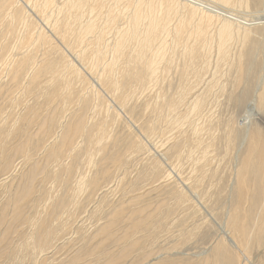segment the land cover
<instances>
[{
	"label": "bare ground",
	"instance_id": "1",
	"mask_svg": "<svg viewBox=\"0 0 264 264\" xmlns=\"http://www.w3.org/2000/svg\"><path fill=\"white\" fill-rule=\"evenodd\" d=\"M252 1L262 5L264 0H0V48L2 54L9 56L4 63L6 64L4 71L10 70L14 84H18L22 77L29 76L30 88L24 91L36 92L40 98H44L43 110L60 99L61 116L62 114L64 116L71 106L80 104L79 106L82 105L80 112H83V116L87 112L88 117L91 116H89L91 107L92 119L97 122L89 129V124L85 123L84 118L80 116L78 121L73 122L74 124L65 125L64 136L62 134L60 141L57 139L59 143L51 150L49 158L59 162L68 153L76 151L75 156L78 157L82 148L79 146L77 150L75 143L78 137H84L90 146L89 149H85L86 163L88 166L95 164L93 160L96 151H102V143L107 136L105 141H108L111 136L108 121L114 119L116 110L112 108L118 104L121 106L119 108L123 107L122 109L126 112L127 109L134 112L141 108V114H139L142 125L137 129L141 134L142 142L138 139V142L134 140L129 148L131 151L124 155H108L109 164L107 165H111L113 169L115 167L117 170L115 173L129 165L131 155L138 156L141 151L145 154L150 141H159L160 148L165 151L163 155L170 169L180 176L184 170H189L190 184L186 186H191V189L198 191L201 189L202 198L199 201L201 204H206L214 203L213 197L219 198L223 195L224 190L218 188L224 182L222 174L233 161L237 162L236 167L234 166L235 201L230 214L228 212L229 227L226 225L233 241L229 248L235 252L233 251L234 254L231 255L227 254L225 248H228V242L223 238V242L218 245L214 254L211 257L207 255L209 258L205 260L206 264H252V255L264 248V83L255 104L254 118L251 119L250 125H245L243 135L239 133L241 123L239 124L236 117L238 106L250 99L248 92L243 91L244 93L237 95V91L243 85L246 75L257 79L258 56L264 48V28L253 32L248 27L251 21L249 18L257 15L250 12ZM238 15L246 17L245 22L239 21ZM16 53L21 56H15ZM38 58L42 61L40 62ZM1 72L5 74L0 71V75ZM46 75L51 79L43 84L42 79ZM87 76L97 82V85L90 81L88 83L90 78ZM229 80L233 85L230 91H228ZM27 85L26 88H28ZM32 85L34 89L31 88ZM82 87L84 92H88L79 95ZM20 91L17 93L21 94ZM101 91L106 95L108 93L112 102L117 104L110 107L107 104L109 102L105 103V97H103L105 94L102 96ZM146 94H150V97L145 98L143 104H138L139 99ZM12 98L14 100V97ZM14 104L15 102L13 106ZM3 116L4 110L0 107V126L7 122L6 117L3 118ZM40 117L41 110H37V116L34 119L24 121H28L27 125L31 127L37 125V121L42 119ZM51 117V122L43 123L42 120L38 132L40 138L35 145L27 130L20 131L18 134L14 130L15 127L13 131H5L1 139L3 147L0 149V156L2 155L3 158L0 157V159L3 161H0V173L10 170L15 156L22 154L27 161H30L33 154L43 148L50 139L53 140L56 130L62 125L55 116ZM103 117L104 123H101ZM22 136H28V138L21 147L8 148L7 145L11 141ZM54 141H56L55 138ZM244 148L245 153L239 158L240 150ZM150 150L147 149L148 155L146 154L143 169L146 172V179L153 175L156 177L153 179L157 180L161 174L158 169L160 163L147 162L151 160ZM69 157L72 156L69 155ZM71 168L73 169V167H67L68 170ZM165 171L167 176L164 178H174L171 172ZM60 174L57 171L54 175L59 187L63 183L59 178ZM107 174L111 172L107 171L103 178H106ZM87 179L82 177L76 182V189H73V193L71 192L72 201L69 205L65 202V196L63 198L62 193L54 195L53 192L47 191L40 198H35L33 190L35 178L30 179V183L21 190L15 201L20 200L25 205H30L36 212L33 215L32 210V216L24 222L35 231L32 232L30 229L32 233L25 237L21 247L20 244L18 245L20 249H17L18 247L14 249L15 245L12 252L4 253L3 257L10 259L9 264L15 263L14 261L16 264L17 262L25 264L22 261L35 260L38 255L40 258V255L49 250L53 244L64 240L61 234L65 233V216L74 218L83 203L82 195L84 196L85 191L93 187L87 198L89 200L93 190L95 192L97 190L98 180L90 178L91 181L88 182L89 179ZM125 179L126 177H123L120 182H124ZM181 181L183 182L184 179ZM135 190L133 186L128 193L132 196ZM174 193V195L170 194V197H174V204L180 210L181 206L191 201L182 191ZM153 204L157 203L153 202ZM55 205L57 209H60V213L42 217L41 211L48 213L51 206L54 209ZM153 206L155 209L158 205ZM16 207L12 211L16 218L14 220L17 222L23 219L24 213L20 211V207ZM71 208L74 209V213ZM162 208L163 206L158 208L154 216L151 212V216L155 218L151 222L148 221L147 229L151 238L146 242L137 239V234L143 230L140 226L132 224L133 231L125 234L128 245L133 247L143 246L146 243L155 245L161 235L171 232L170 224L177 226L181 223L179 218V220L173 218L175 215L172 216V208L165 210ZM125 210L120 212L114 210L108 225L120 224L124 215H129L128 219L134 222L139 214L143 216L146 209L141 211L134 209L130 213ZM7 212L8 209L4 210L3 215ZM55 222L57 225L53 227ZM24 227L27 228V226ZM188 233L186 230L183 231L182 240L188 236ZM20 251L23 253L22 259L18 257ZM91 253L86 255L89 257L94 255V252ZM119 254L120 257L115 261L125 260L130 256L125 251H120ZM145 257L147 260L150 256ZM43 258L46 257L43 255ZM80 259V257L76 258L78 264L81 262ZM96 264H100V261ZM259 264H264V258L260 259Z\"/></svg>",
	"mask_w": 264,
	"mask_h": 264
},
{
	"label": "rangeland",
	"instance_id": "2",
	"mask_svg": "<svg viewBox=\"0 0 264 264\" xmlns=\"http://www.w3.org/2000/svg\"><path fill=\"white\" fill-rule=\"evenodd\" d=\"M249 9H250V12L252 14H255V13L257 14L255 17H253V18H257V19L254 20L253 18H249V19H251V21H249L248 27L253 32H256L260 28H264V1H263L262 5L255 4L254 1H252L251 7ZM237 19L239 21L245 22L246 17H244L242 15H238ZM18 54L19 53H16L15 56L16 55L21 56V54L20 55H18ZM258 57H259V62H258L259 70L256 72L257 73V79L256 80H255V78L252 79L251 76L246 75V77L243 81V85L237 91V95H240L244 92H248L249 98H250L248 102H242V104L238 106V109H236L237 121L239 122V124L241 123L239 133L242 135L245 131L244 130L245 125H250L251 119L254 118L253 112L255 109V104L257 102V98H258L259 94L261 93L263 83H264V76H263L264 75V48L262 50V53ZM7 58L9 59L8 54H5V55L2 54V49L0 48V60H1L0 66H2V68H0V71L5 72V74L1 72V75L2 74L3 75L2 76L0 75V79H1V81H0V84H1L0 85V107H1V109L4 110L3 118L6 117L7 122H8V123L6 122V124H3L0 126V129H1V132H0V149L3 147L1 139L5 135V131L6 132L8 130L13 131L14 127H15L14 130L17 134L20 133V131H26L27 130L26 132H28L29 135L32 137L33 144L35 145V142H37L40 138L38 136V132H39V129L41 128L40 125H42V120H43V123L45 121L51 122L50 121V120H52L51 116H55L56 119L58 120V122L61 123L62 126H60L56 130V134L54 135L55 137L53 136V140L55 138L56 141L53 142V140L50 139V141L47 142L43 146V148H41L39 151H37L35 154H33L30 161H27L25 159V156L22 154L15 156L12 160V166H11L10 170L6 173H0V256H1L0 263L5 264L8 261L7 263L9 264L10 259L8 260V258H4L3 257L4 253H6L7 251L12 252L15 245L16 246L14 249H16L17 247H18L17 249H20L22 242H24V240H25V237L27 235H29L30 233L35 231V230H32L28 226V224L24 223V222L27 220L28 217L32 216V214L33 215L36 214V212L34 211L33 208L30 207V205H25L20 200L17 202L15 201V199L17 198L16 196L21 192V190L26 185H28L30 183V179L32 180L33 178H35V182L33 185L35 198H37V199L40 198L41 196L45 195V193L47 191L53 192L54 195H57L58 193H62L61 195H63V198L65 196V200H66L65 202H67L68 205L72 201L71 195L73 193V189H76V187H75L76 182H78L79 179H82V177H83V179L88 178L89 179V180L87 179L88 182H90L93 178H96L98 180V187L96 188L97 189L96 192L93 190L92 197L89 198V200H87V198H88L89 194H91L93 187H91V189L89 188L90 190H87V192L85 191V194L83 193L84 194V196L82 195L83 203L81 204L80 208L77 211V215L74 218L69 217V215L65 216V233L61 234V237L64 240H60L61 243H59V241H58L59 244L56 242L57 244L56 243L53 244V246L49 250H47L44 254H41L40 255L41 260H40V258H38L39 257V255H38V257L35 259L36 261L35 260H26L24 262L22 261V263L27 264V262H28V264H30V262H31V264H39L42 261L41 264H47V263L49 264V262H50V264L52 262H54V264H61V263L64 264L66 262H67L66 264H78L79 262L76 261V258L80 257L81 258L80 264H83V262H84V264H88V262H89V264H96L99 261H100V264H113V263H115V264H184L183 262H185V264H200V263L206 264L205 260L207 261V258H209L208 256L210 255V257H211V255L214 254L218 245L221 242H223V238L227 239L226 240L228 242L227 247L228 248L231 247V245H232L231 243L233 241L230 238V235L228 233L229 230L227 229L226 225L228 226V220L227 219H228V216H229V214L233 208V204L235 201L234 166L236 167L237 162L234 163V161H233L232 165L230 167H228L225 170V172L222 174V176L224 177V182H222V184L219 185L218 188H222L224 190L223 195H221L219 198L216 196L213 197L212 202H214V203H206V204H203V203L201 204V202H200L201 198H202L200 196V195H202V194H200L201 189H199V191H198V190L193 189V188L191 189V186H189L190 188L188 186H186V185L190 184V182L188 181L189 170H184L181 173L182 176H180V175H178V173L176 174L175 171L170 169V166H168L169 163L166 161V158L163 155V153H165V151H163V149L160 148V144H159L160 142L159 141H157V142L150 141V144L148 143L147 148L145 149V152H146L145 154L141 151L139 153L140 155L138 154V156L131 155V157L129 158V165L127 167L122 168L119 172L115 173V171H117V170H115L116 168L114 167V169H113L111 165L110 166L107 165V164H109V161L107 160L108 155H110V154L124 155V153H127L130 150L129 148L132 145V143H134V140L136 142H138V140H141V142H142L141 134L138 132V129H137L138 126L142 125V118L140 116L141 108L135 110L137 112V114L135 111L133 112L132 110H129V109H127V112H126L124 109H122L123 107L119 108L121 106H119L116 102L115 103L112 102V100L109 98L110 95L108 93L106 95L102 91H101L102 96L105 94L103 96V97H105V100H104L105 103L109 102L107 104L109 106L111 105L112 107L116 104L118 106L116 105L115 107L112 108V109L116 110L114 113L115 117L113 114L114 119L112 117L113 120L108 121L109 134L111 133L112 137L110 136L108 141H105L108 138V136H107L104 140V143H102V147H103V148L101 147L102 151H96V153H95L96 156H94V160H93V161H95V162H93L95 164H92L93 166L94 165L95 166L94 167L92 165L88 166L86 163L87 162V156L84 158V155L86 154L85 149L90 148L87 139H85L84 137H78L76 140V143H75L77 150H79V148H80L79 146H81V148H82V149H80L81 152L79 151L80 154H78V157H77V155L75 156L77 151L75 153L70 152L67 155H65L59 162H57V161H55L49 157L51 156V154H50L52 152L51 150L53 148H55L57 146L56 144L59 143L58 141L61 140L62 134L64 133L63 130L65 128V125L74 124L76 121H78V118L80 116H82V119L84 118L83 120H85V123L89 124V129H91L90 127H92L93 125H95L97 123V122H94L92 119V111L90 109L91 107L89 108V116L91 115L90 117H88V114H87L88 112L84 114L85 116H83V112H80V108L82 106V105L79 106L80 104L79 105L76 104L75 107L71 106V108H70L71 110L69 109L67 111V113L64 114V116H63V114L61 116L60 111H61L62 105H61V100L59 99L57 101L58 103L56 102L55 104H52L43 110V107L45 104L44 98H42V97L40 98L36 92L29 93L27 91H24V90H26V89L28 90L30 88L29 76H26V77L24 76V78H26V79H24L22 77L23 80L21 78L22 82L21 81H20L21 83L19 82L21 85L19 83L14 84V81L12 80V77H11L12 74H11L10 70L6 69V71L7 70H9V71H7V72L4 71L6 68V64H4V63L8 60ZM43 59L45 60L46 57ZM38 60L40 62L42 61L41 58H38ZM87 77L90 78L89 76H87ZM7 79H9V80H7ZM27 79H29V80H27ZM50 79H51V77L46 75L43 77L42 83L46 84V83H48L47 81H50ZM91 79L92 78H90L88 80V83H89V81H90V83L94 82V80L93 79L91 80ZM26 84H28L27 85L28 88H26ZM94 84L97 85V82H94ZM89 87H90V85H88V88ZM22 88H24V89L21 90ZM31 88L34 89V86L32 85ZM83 88L84 87H82V89L79 90V93H81L79 95H83V92H84ZM98 88H99V86H98ZM232 88H233L232 81L229 80L228 91L232 90ZM19 91L21 94H18ZM12 97H14L15 101L13 100ZM147 97H150V94H146L145 97L143 96L142 99H139V101L141 103L138 102V104H143L144 99ZM16 100H18V101H16ZM29 100H30V102H29ZM110 100H111V102H110ZM13 102H15L14 106H13ZM24 106H25V108H24ZM27 106H28V108H27ZM12 107H14V108L12 109ZM18 108H19V110H18ZM54 108L56 111L54 110ZM37 110H41V117L40 118H42V119H39L37 121V125H33L31 127H28L27 124L29 122L24 121V120L34 119L37 116ZM51 111H53L54 113ZM6 112H8V114ZM75 112H76V114H75ZM22 113H24V114L22 115ZM131 113H133V114H131ZM51 114H53V115H51ZM49 115H51V116H49ZM119 115H122V116H119ZM18 116H20V117H18ZM59 116H61V117H59ZM65 116H67L68 118ZM85 117H87V118H85ZM120 117H121V119H120ZM62 118L66 122H64L62 120ZM66 118H67V120H66ZM106 118L107 117H105V119ZM117 118H119V119H117ZM139 118H141V119H139ZM91 119H92V123H91ZM60 120L63 123L60 122ZM16 122H18V123H16ZM64 123H66V124H64ZM101 123H104V117L101 120ZM4 125H5V127H4ZM61 128H62V130H60ZM59 131H62V132L60 133ZM58 133L61 134V135L59 134L60 137H59ZM63 136H64V134H63ZM27 138H28V136L18 137L16 139H14L13 141H11L7 146H8V148L21 147L26 142ZM57 139H58V141H57ZM155 139H157V138H155ZM155 139H153V140H155ZM246 145H247V143H246ZM246 145H245V148H246ZM46 146H48V147H46ZM45 147H46V149H45ZM245 148H244V150H240L241 152L239 154V158H241L243 156V154L245 153ZM147 149H149V150L151 149L150 150L151 151V160H149L147 162L151 163L153 161H156V162H159L160 165L162 166L161 167L159 165V167H158L161 174L158 176L159 178L157 177L158 178L157 180H155L156 177L153 175H152V177L150 176L147 179L145 176L146 172L143 169V165H144V163H146V162H144V160H145V157L148 155ZM44 151H45V153H43ZM158 152H159V155H158ZM69 155L72 157H69ZM81 155L83 156L82 159H81V157H82ZM154 155H155V157H154ZM0 157L3 158L2 155ZM95 157H96V159H95ZM76 158H77V160H76ZM66 159L68 160V162ZM0 161L2 162L3 159H0ZM84 162H85V164H84ZM60 164H61V166H60ZM68 166L73 167V169L72 168L70 169V170L74 171L73 174H71L72 171L67 169ZM64 168H65V171H64ZM127 169H128V171H127ZM142 169H143V171H142ZM104 170H105V174L107 171L111 172V174L106 175V178H103V176L105 175V174H103ZM162 170H163V172H162ZM165 170L169 171V173L171 172L175 179L172 178L173 179L172 180L170 178L169 179L164 178L167 176V173ZM57 171L61 173L59 178L61 181H63V183L60 184V187L54 179V175L56 174ZM232 171H233L234 176L232 174ZM174 172H175V175H174ZM49 173H51V174H49ZM64 173H65V175H64ZM125 173H126V175L124 176ZM78 177H79V179H78ZM123 177H126V179L124 180V182L121 183L120 181H121V179H123ZM153 177L155 179H153ZM179 177H181V178H179ZM90 178H91V180H90ZM183 179H184L185 183H184V181L183 182L181 181ZM117 180H118V182H117ZM3 181H4V183H2ZM44 181H45V183H44ZM125 181H127V182H125ZM152 181L154 184L152 183ZM169 181H170V183H169ZM64 183H65V185H64ZM117 183H118V185H117ZM120 183H121V186H120ZM147 183H148V185H147ZM166 183H168V184H166ZM20 185H21V188H20ZM130 186L131 187L134 186L136 188V190L134 192H132V196L130 193H128V190L131 188ZM137 189H138V191H137ZM126 190H127V192H126ZM181 191L184 192L185 194H187L191 201L189 203H186V205L181 206L182 208L180 207L181 208V210H180L179 207H177L174 204L175 203L174 197L173 196L170 197V194L174 195L175 194L174 192H181ZM170 198H172V200ZM13 200L15 202H12ZM153 202L157 203V204H153V205H158V206H155L156 210L154 209V206L152 205ZM164 202H166V203H164ZM141 203L143 206L141 205ZM216 203H217V205H216ZM15 204L17 205V207H20V211L25 214V215L23 214V219L20 221H17V222L15 221L16 220V218L14 217L15 214L12 211V209L14 207H16ZM7 205H8V207H7ZM52 206H53V204H52ZM52 206H51V210L48 213H46V211H44V212L41 211V209L39 210V212L40 211L42 212L41 213L42 217H45V215H53V214L55 215L56 213L57 214L60 213L59 212L60 209H57V205L54 206L55 207L54 209H52ZM140 206H141V209H140ZM162 206H163L164 210L166 208L167 209L172 208L171 209L173 211V212H171V213H173L172 216L175 215L173 218L174 219L179 218L181 223H179V225H177V226H173L172 224H170L169 229L171 232L165 233V235L164 234L161 235V237H160L161 240L159 239L160 241L158 240V242L155 245H151V243H146L143 246L138 245L136 247L128 245L126 243L125 234L133 231L132 224L140 226L143 230L142 232L137 234V236H136L137 239L141 240L142 242H146L149 238H151L149 236L147 226L149 225V222H151L155 219L152 216H154L157 209L162 207ZM136 207H138V208L136 209ZM29 208H31V209H29ZM125 208H126V210H125ZM144 208L146 210L143 213V216H142V214H139L138 218H136V220H134V222L128 219L129 215H124L125 217L120 222V224H117L114 226L108 225L109 221L111 220L110 216L112 215L114 210L119 211V212L122 210H125V211L128 210L127 212L130 213V212H133L134 209H135V211H141ZM6 209H8V212L6 215H3V212ZM32 210L34 211L33 213H32ZM71 210L74 213V211H73L74 209L71 208ZM176 211H178V212L176 213ZM146 212H147V214H146ZM151 212H152V216H151ZM228 212H229V214H228ZM8 214H9V216H8ZM140 216H142V217L140 218ZM146 216H147V218H145ZM2 217H3V219L4 218L5 219L3 220ZM24 217H25V219H24ZM142 218H144V219H142ZM55 223L52 225L53 227H55L57 225V222H55ZM66 224H67V226H66ZM18 226H20V227H18ZM24 226H27V228ZM16 228H17V230H16ZM30 229L32 232L30 231ZM6 230L9 233L12 232L11 233L12 235L7 233ZM185 230L188 231L189 233H188V236L184 240H182L181 235H183V231H185ZM19 232H20V234H19ZM22 232H23V234H22ZM27 232H29V233H27ZM24 233H25V236H24ZM19 235H22V236L20 237ZM4 237H6V238H4ZM39 237H41L40 234H39ZM17 239H18L19 243H17L18 242ZM19 239H21V240H19ZM177 243H178V245H177ZM19 244H20V247L18 246ZM64 244H65V247H63ZM56 247H58V248H56ZM143 247H144V249H143ZM160 247H162V248H160ZM228 248H225V251L227 252V254H229V255H231L232 253L234 254L235 251L233 250L234 251L233 252L232 249L230 250V248L228 251ZM86 250H88V251H86ZM120 251H125L130 256L125 258V260L115 261L116 259H118V257H120V254H119ZM260 251H257L256 253H254V255H252V258H251L252 264L253 263L259 264L260 259L264 258V252H263L264 248ZM85 252L86 253L94 252V255L89 257L86 255ZM20 253H19L20 255L18 254V257H20V259H22L23 253H22V251H20ZM80 253H82V255H79ZM102 254L104 256H102ZM43 255L46 258H43ZM145 256H150V257L147 260H145V258H146ZM85 257L87 258V260ZM37 259L39 260V262ZM33 261H34V263H33ZM186 261H187V263H186ZM195 261L197 263H194ZM14 262L15 263L12 262V264H16V261H14ZM17 264H21V262H19V263L17 262ZM249 264H251V263H249Z\"/></svg>",
	"mask_w": 264,
	"mask_h": 264
}]
</instances>
